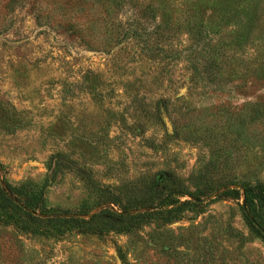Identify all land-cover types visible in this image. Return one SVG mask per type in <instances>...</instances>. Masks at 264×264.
Here are the masks:
<instances>
[{
    "label": "rangeland",
    "instance_id": "obj_1",
    "mask_svg": "<svg viewBox=\"0 0 264 264\" xmlns=\"http://www.w3.org/2000/svg\"><path fill=\"white\" fill-rule=\"evenodd\" d=\"M0 162L62 211L264 190V0H0ZM229 197L129 232L0 225V264H264Z\"/></svg>",
    "mask_w": 264,
    "mask_h": 264
},
{
    "label": "trees",
    "instance_id": "obj_2",
    "mask_svg": "<svg viewBox=\"0 0 264 264\" xmlns=\"http://www.w3.org/2000/svg\"><path fill=\"white\" fill-rule=\"evenodd\" d=\"M256 71V70H255ZM220 193L214 192L204 196L193 195L182 189H171L168 193L155 190L154 199H139L129 205L114 199L97 205L99 211H62L50 209L46 203L43 186L26 182L18 186L10 184L0 162V225L10 227L19 233L34 237H63L78 231L93 235L111 232H129L135 227L154 222L153 212L162 210L172 204L179 197L189 196L192 200H185L184 204L204 206L221 198H230L231 194L238 199L244 198L243 215L249 228L264 240V225L261 207L264 190L261 186H246L239 190L231 189V185L219 188ZM165 194V195H164ZM104 204L114 206L105 207Z\"/></svg>",
    "mask_w": 264,
    "mask_h": 264
}]
</instances>
